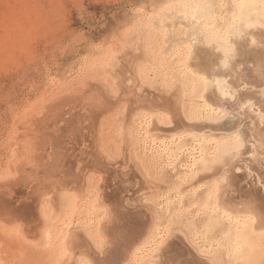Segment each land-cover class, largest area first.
Wrapping results in <instances>:
<instances>
[{
    "label": "rangeland",
    "instance_id": "374dc122",
    "mask_svg": "<svg viewBox=\"0 0 264 264\" xmlns=\"http://www.w3.org/2000/svg\"><path fill=\"white\" fill-rule=\"evenodd\" d=\"M165 1L0 0V264L50 263L40 258L42 249L35 246L40 225L37 205L45 195L67 189L80 196L90 193V199L76 211L74 223L88 225L85 213L91 212L104 241L102 250L96 251L74 231L64 264H74L77 256L88 264H131L135 249L151 232L150 207L156 197L169 198L175 190L186 192L195 186L196 180L179 186L180 170L168 171L160 160H144L132 153L126 135L134 110L155 105L166 110L171 99L121 86L116 103L92 78H76L82 58H94L105 50L118 57L123 72L130 70L138 50L136 42L124 38V30L128 32L133 25L136 10H153ZM257 72L261 69L245 65L233 83L246 103V112L236 109L235 114L243 113L240 119L245 121L248 111L251 119L247 121L252 120L251 129L261 137L249 138L235 159L232 186L227 183L230 200L232 189L234 200H257L264 194V77L259 79ZM199 104L192 98L187 105L192 123L170 112L171 118L159 116L160 123L152 122V133L168 138L173 135L168 131L175 130L184 136L180 142L188 144L191 137L186 132L213 124L218 129L221 121L208 116L202 118L206 121L199 119ZM116 105L128 108L121 111L126 112L125 120L119 116L120 108L115 113ZM210 148V144L203 145L207 152ZM205 196L204 187L191 196L186 194L180 205L174 202L158 219L167 230L154 251L159 264H207L193 250L190 239L183 237L184 228L202 232L204 241L216 248L225 243L219 230L208 223L216 214L205 210ZM227 206L236 213L256 209V204L247 202L232 207L230 201ZM173 211L183 212L179 220L170 216ZM88 232L94 235L96 230L91 226ZM262 252L244 262L264 264ZM220 259L221 264H230Z\"/></svg>",
    "mask_w": 264,
    "mask_h": 264
},
{
    "label": "bare ground",
    "instance_id": "6f19581e",
    "mask_svg": "<svg viewBox=\"0 0 264 264\" xmlns=\"http://www.w3.org/2000/svg\"><path fill=\"white\" fill-rule=\"evenodd\" d=\"M135 15L129 31L124 30L127 33L124 38L136 42L138 50L137 59L131 60V69L123 72L118 57L112 51L105 50L94 58H91L93 55L91 59L82 58L76 78H92L109 99L116 100L121 86H130L144 95L161 94L171 99V109L165 110L159 105L151 108L147 104L149 108L145 107L146 110H134L130 115V127H126V135L132 142V153L137 152L144 160H160L162 167L168 171L180 170L183 177H176L179 186L192 180H196V184L186 192L175 190L169 198L156 197L150 207L153 213L151 232L147 240L135 249L131 264L142 260L144 264H159L160 258L157 259L154 251L167 230L159 224L158 219L166 215L174 202L180 205L186 194L191 196L203 187L206 192L205 210L216 214V219L208 223L219 230L225 243L216 248V244L204 241L202 232H189L187 228L181 230L183 237L186 241L190 239L193 250L207 264H221L220 258L230 264H246L244 261L264 249V194L257 200H234L232 189L230 200L227 183L233 181L234 162L245 142L254 135L261 136L251 129L252 120L247 121L251 119L248 111L245 121L240 119L243 113L235 114L236 109L245 113L246 103H242L233 83L238 80L245 65L252 66L254 71L261 69V72H257L259 79L264 77V0H168L153 10L138 9ZM262 81L264 83V79ZM192 98L200 102L196 110L199 119L208 116L215 118L216 122L221 121L218 129H214L216 125L213 124V127L207 126L202 131L186 132L191 137L188 144L180 142L183 135L175 130L168 131L173 134L168 138L152 133V122H159L160 117L171 118L172 112H177L176 115L179 113L187 121L191 120L186 113ZM231 102H236L237 107L234 108ZM119 106L116 105L115 113L119 108V112L124 109ZM119 116L125 120L126 112H121ZM120 127L122 131L125 130L124 124ZM205 143L210 144V152L203 149ZM89 199V192L80 196L68 189L41 198L36 212L40 225L35 243L38 249H42L41 254L38 252L40 258L50 261L49 264H64L69 258L67 246L74 231L79 232V239L92 243L96 251L102 250L103 231L91 212L85 213L88 225L74 223L76 211ZM230 201L232 207L236 203L247 202L256 204V209L236 213L227 206ZM182 213L173 211L170 216L179 220ZM101 215H105L104 211ZM233 223L236 225L233 226ZM91 226L96 230L94 235L88 232ZM81 258L77 256L74 264H88L86 259Z\"/></svg>",
    "mask_w": 264,
    "mask_h": 264
}]
</instances>
